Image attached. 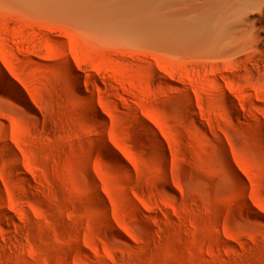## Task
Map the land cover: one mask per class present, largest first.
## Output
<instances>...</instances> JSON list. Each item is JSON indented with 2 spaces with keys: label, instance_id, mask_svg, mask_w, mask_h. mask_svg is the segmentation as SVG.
<instances>
[{
  "label": "rangeland",
  "instance_id": "obj_1",
  "mask_svg": "<svg viewBox=\"0 0 264 264\" xmlns=\"http://www.w3.org/2000/svg\"><path fill=\"white\" fill-rule=\"evenodd\" d=\"M112 4L0 0V264H264V52H169Z\"/></svg>",
  "mask_w": 264,
  "mask_h": 264
},
{
  "label": "bare ground",
  "instance_id": "obj_2",
  "mask_svg": "<svg viewBox=\"0 0 264 264\" xmlns=\"http://www.w3.org/2000/svg\"><path fill=\"white\" fill-rule=\"evenodd\" d=\"M114 1L115 5L103 6V21H114L118 29L124 22L115 21L126 18L133 33L148 35L156 46L166 51L201 46L213 56L239 57L247 50L264 52V0ZM257 12L259 17H255ZM250 61L243 59L242 66ZM70 64L65 63L67 69H74ZM13 82L0 68V89L12 95L21 93Z\"/></svg>",
  "mask_w": 264,
  "mask_h": 264
}]
</instances>
